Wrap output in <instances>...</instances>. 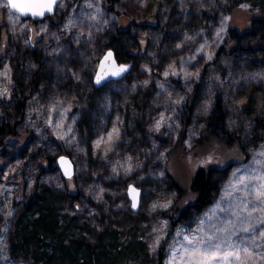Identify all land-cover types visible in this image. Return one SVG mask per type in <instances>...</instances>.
Returning a JSON list of instances; mask_svg holds the SVG:
<instances>
[{
	"label": "rangeland",
	"instance_id": "1",
	"mask_svg": "<svg viewBox=\"0 0 264 264\" xmlns=\"http://www.w3.org/2000/svg\"><path fill=\"white\" fill-rule=\"evenodd\" d=\"M67 2L63 1V6L56 12L61 18L60 23H54L49 18L38 22L20 18L10 11L6 2L0 1V5H5L0 6V14L5 17L4 29L7 30L2 37L0 56L9 40L7 57L0 61V120L3 117L1 101H7L13 91L15 64L20 53L37 52L45 63V69L41 68L43 73L53 69L52 74L59 79L66 76L84 85V90L94 84L99 66L91 68L96 64L97 50L93 34L95 30L99 33L111 31L117 16L106 0ZM116 2L115 10L130 12L138 24L156 12L150 0ZM177 2L180 12L195 9L198 20L192 18L184 34L176 32L166 41L160 28L145 29L146 49L141 54L133 51L135 67L131 74L121 83L105 84L106 87L95 94L100 96L97 112L104 115L95 136L81 140L75 134L76 124L84 115L83 105L62 92L51 88L44 90V76L39 74L41 82L36 90L27 94V107L19 127L21 134L31 133V137H27L31 144L26 152L21 143L11 144L0 160L3 170L0 175V264H28L11 258L9 226L20 209L21 191L24 189L29 195L36 186L52 188L60 197L67 195L65 204L69 197L73 201V197L79 196L75 200L83 210L79 219L84 222L97 213L98 210L91 211L95 209L100 210L99 215L103 218L104 208L113 207L118 213L130 211L133 219H140L141 223V229L136 228L131 235L146 245L150 264H169L173 250L181 248L182 244L190 247L184 241L185 236L205 234L217 236L222 252L225 249L229 253L239 251L246 264H264V223L260 222L264 217V204L257 198V193L262 190L260 185L264 183L261 180L264 177V155L261 154L264 153V135L256 145L249 139L252 118L260 115L264 119V66L253 69L219 60L215 64L216 52L230 27L249 28L252 14L246 6L229 14L227 4L221 8L215 0ZM202 6L215 7L219 11L218 20L201 25ZM123 20L118 21L119 24L124 25ZM82 44L83 56H71ZM72 45L75 47L69 48ZM87 45L90 46L86 49ZM160 45L161 51L157 53ZM77 60L80 61L78 64ZM38 66L31 58L24 69L32 75ZM234 74H237L236 79L228 85ZM29 78L28 75L25 79L26 86L30 85ZM239 86L248 87L247 93L256 88L254 99L257 103L253 111L241 113L246 100L238 96ZM140 96L144 110L137 119L136 103ZM218 97L223 99L226 107L228 128L242 141V149L238 143L229 146L215 136H202L206 119ZM122 98L124 102L120 103ZM190 101L196 103L195 111L186 122ZM5 106L9 107V101ZM138 126L140 134L135 133ZM37 153H46L57 165L60 156H70L76 165L74 178L66 179L59 167L42 174L40 160L34 159ZM89 159H95V168L92 166L94 161L89 164ZM226 166L231 170L221 182L215 202L206 211L192 216V220L183 219L175 225L178 211L196 199L191 183L197 171ZM105 176L115 178L114 182L124 189V193L112 198L110 190H106L109 187H106ZM174 184L185 190L179 202V192L170 187ZM130 185L142 190L137 212L129 209L132 206L127 194ZM65 210L71 216L77 215L73 208L65 206ZM245 228L249 231H244ZM123 234L126 239L127 234ZM179 256L180 252H177ZM129 264H135L134 260Z\"/></svg>",
	"mask_w": 264,
	"mask_h": 264
},
{
	"label": "trees",
	"instance_id": "2",
	"mask_svg": "<svg viewBox=\"0 0 264 264\" xmlns=\"http://www.w3.org/2000/svg\"><path fill=\"white\" fill-rule=\"evenodd\" d=\"M150 1L154 7L153 10L156 9L155 15L146 21H140V24H138L139 22L136 18L132 17L130 12H118L115 10L116 0H106L108 7L110 5V10L115 12L117 16V23L111 31H106L105 33H99V30H95L93 40L96 41L97 45L94 42L93 44L97 48L94 55V63L96 62V64L92 65L91 68L94 66L98 67L100 59H102L99 56L104 55L110 49L115 52L119 63L131 66L130 71L122 79L112 82L121 83L131 74L132 69L135 67V58H133L135 55H133V51L136 50V53L141 54L146 49L145 42L147 38L144 37L145 29L160 28L164 35L163 40L166 41L169 35L172 36L176 32L184 34L186 29L190 27L192 18H194V21L199 18L195 9L191 10L189 7V9L180 12L177 0ZM67 3L72 4L75 1ZM215 4L217 6L220 5L221 8L227 4L226 7L229 14L242 6H246L250 9V14H252L249 28L242 30L237 25L234 27L229 26L230 29L216 52L215 64L219 60L222 63L246 65L253 69L262 68L261 66H264V0H215ZM214 8L208 9L202 6L200 13L201 25H208L212 20H218L216 16L219 14V11ZM161 12H163V15ZM3 17L0 14V47L2 46L3 34L7 31L4 29L5 17ZM122 18L125 19L122 22L124 25L118 22ZM48 20L60 23L61 18L56 13ZM161 24L163 27H160ZM8 42L9 40L4 44V53L0 56V61H3V58L7 57L6 55L9 51ZM89 46L87 45L86 49ZM74 47L72 45L69 48L73 49ZM161 48L162 45L158 47L157 53H160ZM76 50L77 53L72 51L71 56L75 57L78 55L81 58L84 52V45H78ZM31 58L39 64V68L37 67L32 72V75H30L31 71L24 69L25 64ZM40 59L37 56V52L33 51L31 54L27 52L20 53L17 57V63L15 64L16 76L14 78L16 82H14L13 91L7 100L9 101V107L5 106L6 100L1 101L3 117L0 120V160L5 154V149L11 144L15 142L21 143L25 152L31 144V140L27 138L31 137V133L21 134L19 127L27 107V94L30 91L36 90L38 82H41L39 74L44 76L42 82L44 90L51 88L57 92H62L66 97L73 98L76 102L83 105L84 115L79 118L75 128V134L81 140L95 136L100 126V121L104 118L103 114L97 112V107L100 106V96H96L95 94L105 88L106 85L102 88H96L95 83H90V89L84 90V85L78 84L66 76L59 79L52 74L53 69H48L49 73L47 71L43 73L41 68H44L43 65L45 63ZM79 62L77 60V64ZM28 75L31 81L30 85L26 86L25 79ZM236 76L237 74L233 75L228 85L234 82ZM247 89L248 87L239 86L238 92L236 91L240 98L246 100V107H244V111H241V113L253 111L257 103L255 102L256 99H254L257 94L256 88H252L249 93L246 92ZM141 101H143V97L140 96L136 103L137 111L135 114L137 119H140L144 110V101L140 107ZM123 102V98L120 99V103ZM195 104L192 101L188 103L185 114L186 122L195 111ZM227 123L226 107L223 99L218 97L210 115L206 119L202 136H215L229 146L238 143L241 148L242 141L230 132ZM263 132L264 119L260 115L255 116L252 118L249 134L252 145H256L261 140L262 135H264ZM135 133L140 134L139 126L138 130H135ZM34 159L40 160L42 174L58 170L56 160L51 162L46 153L34 154ZM92 162V166L95 168V159L88 160L89 164ZM230 168L229 166L223 168L213 167L209 169L202 168L197 171L191 183V189L196 194V199L181 212L178 211L175 225L183 219L185 221L192 220V216L206 211L215 202L221 191V182L228 177ZM2 171L0 165V175ZM95 179L98 180V176H95ZM105 179L107 180L106 187L110 188L106 190L108 192L110 190L109 195L112 198H116L119 193H124V189L114 182L115 178L105 176ZM170 187L179 192V198L177 199V202H179L184 197L185 190L181 189L177 184L170 185ZM56 194H59V192L52 188L39 186H36L29 195L25 194L24 189L21 191L20 209L12 221V225L9 226V254L11 258L21 259L28 264H129L131 260H134L135 264L151 263L147 260L149 253L144 242L141 239L139 241L135 236L133 238L131 235L136 228L140 227L141 229V223L140 219H133V216L129 213L130 211L118 213L113 207L104 208L105 217L103 218L99 215L98 211L100 210L95 209L91 211L98 210L97 213L91 217V220L85 219L84 222L82 219H79L83 210L80 209L75 200L79 196L73 197V201L69 197V202L65 204L67 195L64 194V197H60V195ZM65 206L69 207V209L73 208L77 215L71 216L68 211L66 212ZM129 209L131 208L129 207ZM173 214L175 213L173 212ZM101 215L103 214L101 213ZM98 216H100V219H98ZM123 232L127 234L126 239H124L126 236Z\"/></svg>",
	"mask_w": 264,
	"mask_h": 264
},
{
	"label": "snow or ice",
	"instance_id": "3",
	"mask_svg": "<svg viewBox=\"0 0 264 264\" xmlns=\"http://www.w3.org/2000/svg\"><path fill=\"white\" fill-rule=\"evenodd\" d=\"M6 6L12 12L19 13V16L31 15L33 17L43 18L46 13L50 14L56 8L62 7L63 0H7ZM109 56H111V53H109ZM157 127H159V124ZM97 146H99V143ZM261 154L264 155V153ZM261 180H264V177H261ZM260 188L262 190L257 193V198L261 204H264V183L260 185ZM260 222L264 223V217L261 218ZM243 230L249 231L247 228ZM217 240L218 238L214 234L193 237L185 236L184 241L190 247L182 244L181 248L173 250L169 264H234V262H237V264H246V261L241 259L239 251L229 253L225 249L222 252V244L217 242ZM229 247L233 246L229 245ZM243 251L246 253V249ZM177 252H180L179 257H177Z\"/></svg>",
	"mask_w": 264,
	"mask_h": 264
},
{
	"label": "water",
	"instance_id": "4",
	"mask_svg": "<svg viewBox=\"0 0 264 264\" xmlns=\"http://www.w3.org/2000/svg\"><path fill=\"white\" fill-rule=\"evenodd\" d=\"M7 3V0H0ZM63 1H77V0H63ZM10 9V8H9ZM56 8L52 13L48 14L46 13L43 18L41 17H33L31 15L28 16H19V13H13L20 18L23 19H30L31 21H42L47 18L53 17L56 12ZM109 53H111V56H109ZM131 66L125 63H119L116 59L115 52L110 49L108 50L102 57L99 63V67L96 72L95 76V87L96 88H102L105 84L117 81L122 79L129 71ZM58 167L61 169L63 176L66 179H73L76 174V165L72 158L68 155H62L58 158ZM127 194L129 196V200L132 203L131 209L134 212H137L140 208L141 201H142V190L135 185H130L127 191ZM135 205V206H134Z\"/></svg>",
	"mask_w": 264,
	"mask_h": 264
},
{
	"label": "bare ground",
	"instance_id": "5",
	"mask_svg": "<svg viewBox=\"0 0 264 264\" xmlns=\"http://www.w3.org/2000/svg\"><path fill=\"white\" fill-rule=\"evenodd\" d=\"M219 17H220V16H219ZM188 33H189V32H188ZM186 34H187V33H186ZM189 35H190V34H189ZM192 37H193V35H192ZM180 38H181V37H180ZM182 38H183V37H182ZM184 39H185V38H184ZM184 39H183V40H184ZM183 40H182V41H183ZM197 40H198V39H197ZM188 43H190V42H188ZM184 45H185V44H184ZM190 45H191V44H190ZM212 54H213V53H212ZM212 54H211V55H212ZM214 55H215V54H214ZM207 58H208V57H207ZM209 58H210V57H209ZM193 59H194V58H193ZM150 60H151V59H150ZM151 61H152V60H151ZM195 61H196V60H195ZM196 62H198V61H196ZM192 63H193V62H192ZM161 64H162V62H161ZM196 64H197V63H196ZM147 65H149V64H147ZM158 65H159V64H158ZM105 151H106V150H105ZM60 176H61V175H60ZM61 177H62V176H61ZM61 183H62V182H60V184H61ZM57 185H58V184H57ZM63 189H64V188H63ZM151 255H152V253H151Z\"/></svg>",
	"mask_w": 264,
	"mask_h": 264
}]
</instances>
